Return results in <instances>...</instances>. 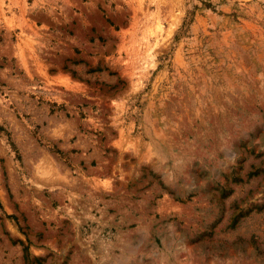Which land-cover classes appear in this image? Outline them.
Masks as SVG:
<instances>
[{
	"label": "rangeland",
	"instance_id": "1",
	"mask_svg": "<svg viewBox=\"0 0 264 264\" xmlns=\"http://www.w3.org/2000/svg\"><path fill=\"white\" fill-rule=\"evenodd\" d=\"M0 264H264V0H0Z\"/></svg>",
	"mask_w": 264,
	"mask_h": 264
},
{
	"label": "trees",
	"instance_id": "2",
	"mask_svg": "<svg viewBox=\"0 0 264 264\" xmlns=\"http://www.w3.org/2000/svg\"><path fill=\"white\" fill-rule=\"evenodd\" d=\"M73 73V72H72ZM24 249H25V247H24ZM26 257H27V254H26Z\"/></svg>",
	"mask_w": 264,
	"mask_h": 264
}]
</instances>
